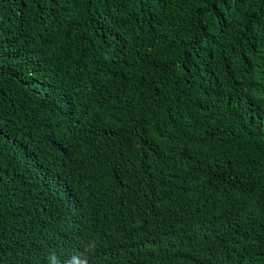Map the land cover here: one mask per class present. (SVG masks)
<instances>
[{
    "label": "trees",
    "instance_id": "obj_1",
    "mask_svg": "<svg viewBox=\"0 0 264 264\" xmlns=\"http://www.w3.org/2000/svg\"><path fill=\"white\" fill-rule=\"evenodd\" d=\"M0 264H264V0H0Z\"/></svg>",
    "mask_w": 264,
    "mask_h": 264
},
{
    "label": "clouds",
    "instance_id": "obj_2",
    "mask_svg": "<svg viewBox=\"0 0 264 264\" xmlns=\"http://www.w3.org/2000/svg\"><path fill=\"white\" fill-rule=\"evenodd\" d=\"M83 251H78L70 255L66 260L61 259L55 252H50L47 260L48 264H89V256L94 249V243L92 241H85Z\"/></svg>",
    "mask_w": 264,
    "mask_h": 264
},
{
    "label": "snow or ice",
    "instance_id": "obj_3",
    "mask_svg": "<svg viewBox=\"0 0 264 264\" xmlns=\"http://www.w3.org/2000/svg\"><path fill=\"white\" fill-rule=\"evenodd\" d=\"M3 179V177L2 176H0V180H2Z\"/></svg>",
    "mask_w": 264,
    "mask_h": 264
}]
</instances>
